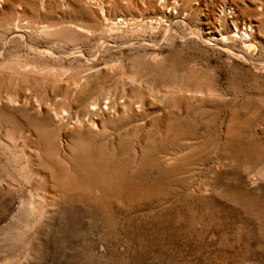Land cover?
<instances>
[{
  "label": "rangeland",
  "instance_id": "obj_1",
  "mask_svg": "<svg viewBox=\"0 0 264 264\" xmlns=\"http://www.w3.org/2000/svg\"><path fill=\"white\" fill-rule=\"evenodd\" d=\"M0 264H264V0H0Z\"/></svg>",
  "mask_w": 264,
  "mask_h": 264
}]
</instances>
